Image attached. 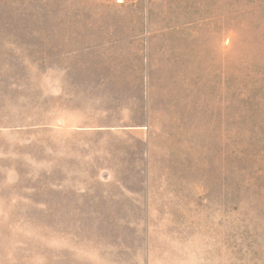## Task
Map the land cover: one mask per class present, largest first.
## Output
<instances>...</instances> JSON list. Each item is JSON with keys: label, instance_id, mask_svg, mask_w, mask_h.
Listing matches in <instances>:
<instances>
[{"label": "rangeland", "instance_id": "obj_1", "mask_svg": "<svg viewBox=\"0 0 264 264\" xmlns=\"http://www.w3.org/2000/svg\"><path fill=\"white\" fill-rule=\"evenodd\" d=\"M0 264H264V0H0Z\"/></svg>", "mask_w": 264, "mask_h": 264}]
</instances>
